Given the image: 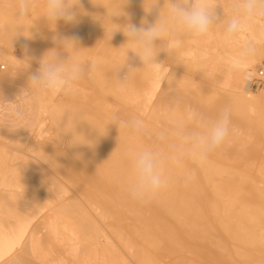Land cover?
<instances>
[{"label":"bare ground","instance_id":"1","mask_svg":"<svg viewBox=\"0 0 264 264\" xmlns=\"http://www.w3.org/2000/svg\"><path fill=\"white\" fill-rule=\"evenodd\" d=\"M1 2L0 26L12 28L17 23L15 19L14 2L12 3L11 0H6V3L3 5H1ZM152 5L153 7L151 8ZM167 10V0H80L74 22H65L61 19L55 24L43 17L45 12L44 6L43 4H38L32 10L31 16L23 21L24 27L20 34L13 37L12 40L10 33L0 35V58L8 63L11 71L10 73L7 72L8 74L3 75L0 79V85L3 87L4 92H6L4 96L11 95L22 107L31 106V95L27 97L22 95V97H20L24 92V88L22 85H19L18 79L22 80L23 76H25L26 79L28 78L27 81L29 82L30 76L36 73L38 69L30 65L27 68L21 66L27 62L21 61L10 51L11 47L13 48L14 45H20L25 50L26 54L37 60H41L48 51L55 49L61 59H67L69 55H72L85 65H90L89 75L85 76L81 81L84 87H86V91L89 93L86 92L85 94V92H83V95L80 96L79 92L75 97L67 96V100H61L51 105L49 104V102H52L51 96L38 95L40 100L39 109H41L38 111V116L39 112L42 113V110L47 116L43 118V120L41 119L39 134L42 135L43 131L50 132L53 130L54 137H56L57 142L59 141L62 144L63 148L61 147L62 149L57 151L48 150L47 153L44 148V150H42L43 146L40 147L41 144H37V140L32 139L33 142L31 141V143L28 140L31 144V146H29L30 149L38 153L45 151L46 154L42 152V155L45 154V157L44 155L41 156L48 160L50 165L60 173L63 179L65 178L69 181L80 180L81 183L88 185L89 189L83 192L82 195L86 197L91 208H94L95 210H93L101 216V221L103 218V222H105L104 219L125 220L126 217H129L127 215L131 213L139 219L138 225L141 224L140 221L143 219L146 220L147 223L150 221V223L146 224V222L142 220V222H144L141 225L142 227L143 224L148 225V227L154 230V234L158 233L155 231L157 229H159L160 232L162 231L161 233L164 234L161 235H165L168 240L170 239L171 245L167 243L170 245L168 248L176 246L179 247V249L182 247L192 251L207 247L208 242L206 244L204 243L206 240H209V244L212 246L213 243H216L215 240L213 242L212 236L219 234L218 237L220 238V233L221 235L223 234L222 236L228 234L226 235L228 236L227 239L231 240L232 237L234 240L227 242L224 240L221 241L222 244H229L228 242L232 244L231 242H233L232 245H234L237 250L240 248L238 244L245 243L246 246L245 244H243L244 247L241 245L244 249L248 245L247 241L251 240L249 241L253 243L251 245L255 243L261 251V258L257 264H264V248L260 247L264 245V242L260 241L264 240L261 239V236L258 237V233H260L259 230L261 229L260 227L264 225V164L261 166L257 165L255 162V157L257 158V156L261 155V149L257 143L262 147V141L264 140L263 130H261L262 132H260V134L258 133L260 130H251V132L246 131V133H250V139L248 138L249 136L245 134L248 140L242 141L244 134L240 132L242 136H240L241 139H238L237 136L235 138L229 137L224 144L225 146L229 145V147H223L222 149H227V151H224L227 152L226 155L219 154V151L216 150V152L218 151L217 154L214 152L216 155L213 153V155H210L203 163L186 160L180 165H169L167 168L169 177L167 187L150 202H134L129 199L126 193V185L130 177L129 158L132 151L142 145L156 143V133L162 128L168 127V121L181 115L186 108L190 107L197 109L209 117L216 116L217 113L221 111V109L214 106L213 103L210 104L211 106L209 105L210 102H213V100L208 101L212 95H208L205 87L209 85L211 87V79L206 76V74L203 75L204 71L207 70L206 68L209 67L207 71H212L216 68L213 67L214 69L212 68V70H209L210 66L212 64L214 65L216 61L208 67L204 66L205 70L198 68L196 60L191 61V63L185 67V61L181 58L175 46H168V37H165L162 41H156L157 56L155 57V62L159 63V65L155 70H150L143 66L139 56L131 50H129L126 58L128 49L134 46L126 43L127 38L123 32L126 31L124 26L131 23L137 27H148L150 24H153V22H149L151 21L150 18H152V21L154 18L155 23L159 19L160 12L163 15V17L161 15L162 18H164L165 15L167 16ZM80 11L89 14L90 17L85 18L82 16L80 18ZM261 27L254 25L251 28V30L257 34L258 41H261L262 38ZM65 38H75V50L69 48L68 53L64 49L62 41ZM233 43L228 44L236 45ZM239 43L238 45H240ZM226 45L224 44L223 46L224 52H226L225 47H227V49L230 47ZM231 49L233 48H230L229 51H232ZM188 54H191V52ZM231 54L234 53L231 52ZM33 58H31V60ZM263 59L264 42H258L256 44V54L251 62L246 65L247 69H253L256 60L261 61ZM163 60L167 61L168 64L164 65L162 68L161 63ZM216 65L217 64L214 66ZM4 67H6V65H4ZM131 69L133 70L129 73L126 89L123 92L118 91L116 87V78L123 80ZM185 69L193 71L194 74L197 71L199 73V69H201L202 73L200 71V74L202 76L199 75L200 78H197L188 73L187 75L183 74V71H186ZM162 79H164L163 82L165 84H162ZM207 80L210 82L209 85ZM160 84H162L163 89L162 86L158 88ZM210 87L208 88L211 89L212 87ZM244 87L245 88H240L239 91L237 90L239 92L237 95L239 98L238 102H242L240 104H245L248 108L251 106L254 112H263V109V111L260 108H257L259 110H254L255 108L253 109V107H264V88L259 92H254L249 90L246 86ZM221 88L222 87L218 88L219 91L224 90H221ZM157 89H159L158 97V92L156 93ZM218 89H216V91H218ZM230 91L229 94L233 95L234 90L233 92ZM221 93L222 92L219 94ZM155 94L156 97H154ZM229 99H231V97ZM234 100L236 101V99ZM235 101L231 100V102ZM207 102L209 103L207 104ZM251 108H249V113L253 115L254 113L252 114L250 111ZM239 113H241L240 110ZM259 115H261L259 117L260 122H257L258 119H255L257 117L254 118V116L257 115L252 116L254 119L251 118L253 122L254 120L256 122L253 123L251 119L250 121L251 124H257L258 127L260 126V128H262L264 127V112ZM114 116H118L122 122L132 117L143 119L148 125L149 133L140 139H135L130 136L126 128L122 126L119 127L117 123L113 122ZM232 118L231 116V121L234 123L231 122V124H233V127H236V125L238 127L240 124H236L235 119L233 118L232 120ZM235 118H237V116ZM248 118L246 120L249 122ZM47 122L51 125L49 129L41 130L43 126L45 127ZM234 124L236 125L234 126ZM252 126L250 125L249 127ZM252 131L259 135L262 134V136H258ZM21 135L19 136L22 138L27 136L28 139H30L29 137H31L30 132L21 133ZM254 135L257 137L254 138ZM259 137L263 140H260ZM253 138L260 142H257ZM22 140L24 141V139ZM20 142L21 140H19V144ZM232 144H237L239 146L242 144L244 146L245 144L247 152H243L247 154V158L250 159L254 157L253 161H251L252 159H244L245 163L248 162L246 173L243 175L239 173L236 166L233 165V161H238V159H234L232 156L236 154L232 153L236 152L237 149H241V146L234 149L231 153L229 148H231ZM8 147L9 144L7 145L5 142H0V165H6L9 170V174L3 175L0 181V186L2 187L0 189V264H28L26 256L30 254L34 255L35 250L40 248L41 243L38 236H36L37 233L35 228H33V224L43 215L47 208L51 210L47 217H58L73 223L83 237H86L95 245L102 246L101 241L105 240L102 230L104 228L105 230L107 228H109V230L112 229H110L111 227L102 228L103 225L102 227L99 226L100 220L97 218L98 216L92 215L89 209L86 208V204L88 203H85L86 200L84 201L83 196L78 192H76V194H70V190L66 184H63V182L56 177H48L45 170L42 167L40 168L41 165L39 163L37 164L34 162L35 160H30V155L27 157L28 152L25 156L21 151L22 154L18 153L20 149H18L17 146L16 150L18 151L15 152H12L14 149L12 146L13 149L11 150ZM54 147L51 149H55ZM31 155L32 158L33 156L36 158V155ZM225 156H228L232 163H228V158L226 159ZM48 157L54 158L49 160ZM261 158L264 159L263 156ZM222 160L225 161L222 162ZM12 161L17 162L15 163L17 165L12 167ZM224 162H227V164H230L232 167L226 165V163L224 165ZM210 215L215 217V219L213 217L214 220L219 218L217 220L221 223V226L218 224L219 227L216 226L217 224L215 228L214 226L210 227H213V229L220 228L218 230L223 229L222 231H225L224 233L221 231L218 233L219 231L215 230L217 233L213 235V230L210 234L212 236L209 235V228L204 224V221L209 220L208 222H210L211 219H208L211 217ZM148 218L151 220H148ZM225 219H234L238 221V224L234 222L231 227L229 222V224L225 223ZM123 220L122 222L115 221L117 223H113V230H115V226H118L117 224L119 223H122V225H120L123 226V224H125ZM132 220L128 218L129 222L127 223H129V225L126 226L125 224V226H123L124 229L126 228L127 230L125 232L124 229L121 231L122 234L124 233L123 236L125 234L126 237L128 235L130 236L128 232L133 230L131 227L129 230L130 223H132V225L134 224ZM153 220H155V222H153ZM240 221L243 222L241 223ZM246 221L252 222L249 226L250 228L245 226L247 224ZM239 222L243 225L242 227H239ZM210 223L213 224V222ZM234 224L237 226L233 227ZM258 224L260 227L257 226ZM258 228L260 229L258 230ZM120 230H122V228H120L119 231ZM143 230L145 229H140L139 226L138 232H140V236L141 232H146ZM260 231L264 234V229ZM149 232L145 234L148 235ZM256 233V237L261 239H258V242H255L256 238L254 235H256ZM143 234L141 236L143 244L149 241L150 243L147 242V244L149 243L150 246H153L154 250L155 248L157 249L158 246V251L163 250V246L165 245L162 246V243H164V241H159L157 234H152V237L155 239H152L153 241L149 238L151 234H149V236H144V238ZM240 235H245L246 242ZM123 236H121V234L118 235L117 232V238ZM133 237L135 236L133 235L129 238V242L136 244L138 239L136 238V241L134 239V243ZM249 237H251V239H249ZM222 238H225V236L221 237V239ZM237 238H241L242 240L238 244L236 242L238 241ZM123 243L124 242H122V244ZM234 243H236L239 248H236V244ZM126 244L127 243H125V245ZM133 244L131 243L130 245ZM258 244H260V246ZM88 245L89 244H87V246ZM22 246H24L23 250L19 251L18 248L20 249ZM137 246L132 247L135 249ZM254 246H249V248H254ZM176 247H174V249ZM225 247L226 246H224V249H226ZM258 247L255 252L259 249ZM161 248L162 250H160ZM252 248L247 249V251L249 250V252H251L250 250H252ZM209 249V251H211L213 248ZM168 250L165 251L168 253ZM158 251L155 250V255L158 254ZM170 251L173 250L170 249ZM213 251L214 250L211 252ZM247 251L239 255L246 259ZM137 252L136 254L140 253L139 251ZM152 252L154 253V251ZM229 252L231 253V251ZM150 253L151 251H143V253L140 254L142 257L138 258L142 260H138L137 257L136 259L140 262L142 261V264H148L154 255ZM209 253L210 252H208V254ZM161 254L164 255V252H161ZM171 254L172 253H170V255ZM173 255H175V253H173ZM180 256H178L179 262L175 260L178 263L175 261L172 263L186 264V261L184 262L181 259L182 257L184 259V256H181L179 259ZM224 256H221L224 258V260H221L222 262L226 260ZM251 256L252 254L250 257ZM215 257L213 258L215 259ZM230 257L232 258L233 255ZM234 258L235 257L230 260L233 261ZM27 259L29 262H33L30 261L32 260L31 257H27ZM230 260L228 259V261Z\"/></svg>","mask_w":264,"mask_h":264},{"label":"rangeland","instance_id":"2","mask_svg":"<svg viewBox=\"0 0 264 264\" xmlns=\"http://www.w3.org/2000/svg\"><path fill=\"white\" fill-rule=\"evenodd\" d=\"M2 1V2H1ZM0 2L2 3L1 5H3V4H5L6 2V0H1ZM8 1V0H7ZM11 2L13 3L14 2V5H15V3H16V1H13V0H11ZM8 3V2H7ZM9 3H10V1H9ZM8 3V4H9ZM220 3H221V5L222 6H217V8L215 9V12H216V15H217V17H218V21L217 22H219L220 20H223V17H224V19L226 20L227 19V17L231 14V8H230V0H220ZM38 4H43V0H37V5ZM12 5V4H11ZM225 13H226V15H225ZM162 15V14H161ZM79 16H80V18L83 16V17H85V18H89L90 17V15L89 14H86V13H84V12H82V11H80V14H79ZM162 17H163V15H162ZM165 17H166V15H165ZM156 19V18H155ZM150 20L151 21H149V22H153L154 23V18H153V21H152V18H150ZM149 24V23H148ZM264 21H262V22H259V23H257V24H255L256 26H259V27H261L260 29H262L261 30V33H262V38H264V29H263V27H264ZM151 25V24H150ZM222 25V26H221ZM218 26H220V27H218ZM223 30H224V24L223 23H220V24H217V25H215L214 27H213V29H212V31L210 32V34L206 37V38H203V39H200V40H197V41H192L191 39H189V38H187V37H185V36H176V37H171V36H169L168 38H169V40H168V46H175V48L178 50V52H179V54H180V56H181V58L185 61L184 62V66L185 67H187L188 66V64H190L191 63V61H193V60H196V63H197V66H198V68H202L203 70H205L204 68L205 67H208L209 65H211L212 63H214L215 61V64H217L216 66H214L213 64L210 66V69L209 70H212V68L214 67H216L214 70H212V71H207L208 70V68H206L207 70H205L204 71V74L203 75H205L206 74V76H208V77H210V82H211V87L213 88H211L210 87V85H209V81H208V85L209 86H207V87H205L206 88V92L208 93V95H212V96H210L211 98L208 100V101H212L213 100V102H207V104L209 103V105L210 104H214V106H216V107H218L219 109H223L224 107H226V106H230L231 107V110H232V112H231V116L235 119V122H236V124H240L238 127H237V125L236 124H234V126L236 125V127H233V124H231V126H232V128L234 129V131L236 132H233L231 135H230V137L231 138H235L236 136L238 137V139H241V135H240V133L241 134H244V136H243V138H242V141L243 140H248V138L250 139V133L248 134V133H246V131L247 132H251V130H256V131H258V130H260V131H258V133L260 134V132H262L261 130H263V135H264V127H262V128H260V126L258 127L257 126V124L256 125H254L253 123L254 122H256L255 120H254V122L252 121V119H254L255 117H257V118H255V119H258L257 120V122H260L259 121V117L261 116V115H259V114H263V110H264V107L263 108H261L262 106H254L253 107V109L254 110H259V109H257V108H260L263 112H259V111H257V112H254V111H252V108H251V106H249V108H251L250 109V111L252 112V114L253 115H257V116H254V118H252V116L253 115H251V113H249V108H248V106H246L245 104H240V103H242V102H238V91H239V89L240 88H245L244 86H246L249 90H251V91H254V92H256V91H260L262 88H264V75L263 76H259L260 74H259V71L261 70V69H263L264 70V59L263 60H261V61H259V60H256V63H255V65H254V68L253 69H247V67L245 66L243 69H241V70H235V69H233L232 67H231V59L235 56V55H237L238 54V51H239V48H240V45H238V43L240 42V41H236V42H232L233 44H236V45H229L224 39H223ZM219 31H221V32H219ZM250 31H251V33H250ZM250 31H248V32H246L245 34H244V37H243V39H249V40H253V41H255L256 42V44L259 42H264L263 40L264 39H262L261 38V41H258V39H257V34L256 33H254L251 29H250ZM248 33V34H247ZM247 35V36H246ZM254 35H255V38H254ZM222 38V39H221ZM231 43V44H232ZM241 43V42H240ZM239 43V44H240ZM223 44V45H222ZM224 44L226 45V44H228V45H226V46H230V47H228L229 49H227V47H225V51L227 52H224V48H223V46H224ZM235 46V47H234ZM230 48H233V49H231L232 51H229L230 50ZM223 49V50H222ZM227 49V50H226ZM10 51L11 52H13L14 53V55L18 58V59H20L21 61H29V65L31 66V67H33V68H35V69H39V68H37V67H40V60H37V59H35V58H33V57H31L30 55H28V54H26L25 53V50L23 49V47H21L20 45H14L13 46V48L11 47V49H10ZM186 51H187V53H186ZM191 52V54H188V53H190ZM231 52L232 53H234V54H231ZM226 54V55H225ZM229 54V55H228ZM192 57V58H191ZM217 57V58H216ZM31 58H33L32 60H31ZM90 58V57H89ZM219 58V59H218ZM210 59V60H209ZM218 59V60H217ZM26 61V62H27ZM33 63H32V62ZM218 61V62H217ZM0 63L1 64H3V65H6V67L5 68H3V69H1L0 68V79L2 78V76L3 75H5V74H8V73H10L11 71H10V66L8 65V63H6L4 60H2L1 58H0ZM33 64V65H32ZM166 64H168V62L167 61H165V60H163L162 61V63H161V66H162V68H163V66L164 65H166ZM205 66V67H204ZM186 71H183V74H186L187 75V73L188 74H190V75H194V77H197V78H200V76H202L201 74H200V71H201V73H202V70L201 69H199V73H198V71L197 72H195V74H194V72L193 71H190V70H187V69H185ZM248 71H250L253 75H252V77H251V79H246L245 78V72H248ZM8 72V73H7ZM191 72V73H190ZM4 73V74H3ZM89 71L86 73V75L85 76H88L89 75ZM198 76H197V75ZM200 75V76H199ZM28 79V78H27ZM27 79H26V77L25 76H23V79L21 80V79H18V81H19V85H22L23 86V88H24V92L20 95V97H22V95H24L25 97H27V96H30L31 95V97H32V102H31V106H27V107H22V106H20L19 104H18V101L15 99V98H12V96L11 95H5L4 96V94L6 93V92H4V89H3V87L0 85V142H5L7 145L9 144V149L11 150V149H13V151L12 152H15V151H18V150H16V146H17V148L18 149H20L19 150V154H22L23 153V155L25 154V156H26V154H27V152H28V154H27V157H28V155H30V157H29V159L30 160H35L34 162H36L37 164L39 163L40 165V168L42 167L44 170H45V173H46V175L48 176V177H56V178H58L61 182H63V184H66V186L69 188V190H70V194H76V192H78L81 196H83V199H84V201H85V203H88L87 202V199H86V197L84 196V195H82V193L83 192H85L86 190H88L89 188V186L88 185H86V184H84V183H81V181L80 180H73V181H69V180H67V179H63V177L60 175V173L56 170V169H54L51 165H50V163L48 162V160L47 159H45L44 157H45V154H46V152L49 150H51V151H57V150H60V149H62L63 147H62V144L58 141L57 142V140H56V137H54V135H53V130L52 131H50V132H46V131H43V133H42V135H40L39 134V126L41 125V121L43 120V118H46L47 116L45 115V112L43 113V110L41 111L42 113H40L39 112V116H38V111H40L41 109H39V107H40V100H39V98H38V95L31 89V87L29 86V82L27 81ZM163 81H164V79H163ZM162 81V82H163ZM206 81V80H205ZM205 83V82H204ZM207 83V82H206ZM0 84H1V82H0ZM162 84H165L164 82L162 83ZM162 84H160V86L158 87V88H161V86H162ZM218 85V86H217ZM205 86H206V84H205ZM216 86V87H215ZM208 87H210L211 89H209ZM220 87H222L221 88V90H223V91H219V89L218 88H220ZM86 87H84V85H83V83L82 82H80V96L81 95H83V92H85V94H86V92H88V91H86V89H85ZM162 89H163V86H162ZM215 89V90H214ZM216 89H218V91H216ZM231 91H230V90ZM227 90H229L230 92H233V90H234V94L233 95H230L229 94V91H227ZM238 90V91H237ZM162 91V90H161ZM160 91V92H161ZM225 91V92H224ZM158 92V94H157V97H158V95H159V89H157V91H156V93ZM220 92H222L221 94H219ZM236 92V93H235ZM26 93V94H25ZM27 93H29V94H27ZM89 93V92H88ZM24 97V98H25ZM52 97V96H51ZM67 96H65V95H58V96H55V97H52V102H49V104L51 105V104H53V103H55V102H59V101H61V100H67L68 99V97L66 98ZM154 97H156V94H155V96ZM231 97V99H229ZM234 99H236V101L234 100ZM154 100H155V98H154ZM231 100L232 101H235V102H231ZM117 102V101H116ZM234 103H236V104H234ZM240 104V105H239ZM241 106V107H238V106ZM243 105V106H242ZM208 106V105H207ZM211 106V105H210ZM214 106H213V108H214ZM237 106V107H236ZM264 106V105H263ZM245 107H247V108H244ZM218 109V110H219ZM236 109H239L240 110V112L241 113H239V110H236ZM215 110H217V109H215ZM214 110V111H215ZM247 110H248V113H247ZM260 110V111H261ZM245 111V112H244ZM234 112V113H233ZM244 112V113H243ZM215 113V112H214ZM218 114V113H217ZM241 114V115H240ZM245 114H249L248 116L247 115H245ZM45 115V116H44ZM238 115H239V118H238ZM43 116V117H42ZM237 116V118H235ZM213 117H215V115L213 116ZM249 117V118H248ZM263 117H264V115H263ZM233 118H232V120H233ZM249 119V122L246 120V119ZM252 118V119H251ZM42 119V120H41ZM236 119H237V121H236ZM250 119H251V121L253 122L252 124H251V121H250ZM239 120V121H238ZM246 120V121H245ZM38 121V122H37ZM231 122H233V121H231ZM234 123V122H233ZM250 123V124H249ZM48 124V125H47ZM47 124H45V127L43 126L42 127V129L41 130H43V129H46V130H48L49 129V126H51V125H49V122H47ZM248 124H249V126L251 125H253L252 127H249L248 126ZM47 125V126H46ZM258 125H260V124H258ZM261 126H263V125H261ZM241 127H243V128H241ZM241 129V130H240ZM237 130V131H236ZM17 133V134H15V133ZM27 132H30L31 133V137H29L30 139H28V137L26 136H24L25 138H22V137H20L19 135H21V133H27ZM33 132V133H32ZM240 132V133H239ZM243 132H245V133H243ZM252 132H254V131H252ZM255 133V132H254ZM19 134V135H18ZM245 134L247 135V136H249L248 138H247V136H245ZM256 135H258V136H262V134L261 135H259V134H257V133H255ZM256 135H254L255 137L254 138H256L257 136ZM22 136V135H21ZM241 136V137H240ZM252 138V137H251ZM253 138V139H254ZM260 138V140L262 139L261 137H259ZM264 138V137H263ZM22 139H24V141L22 140ZM32 139H34V140H37V144H41L40 145V147L41 146H43L42 147V150H46V152H45V154H43L44 155V157H42L43 155H42V152L41 153H38V152H34V151H32L31 149H30V147L29 146H31V141L33 142V140ZM53 139V140H52ZM19 140H21V142H20V144H19ZM30 141V143H29V141ZM254 140H256L257 141V139H254ZM263 140V139H262ZM42 141V142H41ZM49 141H51V142H49ZM255 141V142H256ZM23 142H24V145H23ZM40 142V143H39ZM257 142H260L259 140L257 141ZM263 142V144H262V147H260V144L259 143H257L258 145H259V148L261 149V155L260 156H257V158L255 157V162H256V164L257 165H261V166H263V164H264V159L263 158H261L262 156L264 157V140L262 141ZM29 143V144H28ZM50 144V145H49ZM241 144V143H240ZM26 145H28V146H26ZM234 145V146H233ZM13 148H12V147ZM49 146H52V147H49ZM55 146V147H54ZM241 146V147H240ZM235 145V144H232V146H231V148H229L230 150H231V153H232V151H234V149H237V148H241L240 150L239 149H237V151L236 152H234V153H232V154H235V155H232L233 157H234V159H238V161L236 160H234V159H232V160H234L233 161V165L234 166H236V169H237V171L239 172V173H241L242 175L243 174H245L246 173V170H247V162L245 163V160H251V161H253V158L254 157H252V158H250V159H248L247 158V154L245 153V152H243V151H246L247 152V150L245 149L246 147H245V144H244V146H243V144L242 145ZM55 148V149H51V148ZM60 147V148H59ZM62 147V148H61ZM223 147L224 148H227V147H229V145H224V146H222V147H220L219 149H218V153L220 154H225L226 155V153L227 152H224V151H227V149L226 150H222L223 149ZM243 147V148H242ZM44 148V149H43ZM28 149V150H27ZM229 149H228V151H229ZM26 151V153H25V151ZM22 153H21V152ZM221 151V152H220ZM43 152V153H44ZM216 152V151H215ZM217 152H216V154H217ZM223 152V153H222ZM230 152V151H229ZM48 153V152H47ZM31 154H33V155H36L35 157L36 158H34V156H33V158L31 157L32 155ZM215 154V153H214ZM215 154V155H216ZM230 154V153H229ZM244 154H246V155H244ZM42 155V156H41ZM211 155H213V153L211 154ZM231 155V154H230ZM239 155V156H238ZM22 156V155H21ZM229 156V155H228ZM228 156H225L226 157V159L229 161H227L228 163H232L229 159V157ZM236 156H237V158H236ZM241 156V157H240ZM38 157V158H37ZM216 157V156H215ZM239 157H240V159H239ZM243 157V158H242ZM247 159H246V158ZM54 158V157H53ZM52 157H48V159L49 160H52L53 159ZM245 159V160H244ZM221 160V159H220ZM219 160V161H220ZM15 161H17V160H15ZM15 161H12L11 163V165H12V167H14V166H16L17 164H15V163H17V162H15ZM223 161H225V160H222V162ZM227 162H224L223 164L225 165V163H226V165H229L230 167H232L230 164H227ZM249 163H250V161H249ZM242 164V165H241ZM251 164H253V163H251ZM235 168V167H234ZM239 168V169H238ZM9 170L7 169V167H6V165H4V164H2V165H0V181H1V178H2V176L3 175H8L9 173ZM58 176V177H57ZM62 179V180H61ZM2 187L0 186V189H1ZM0 193H1V191H0ZM86 208L87 209H89V211L92 213V215H94V216H98L97 218L100 220L101 219V216H99L98 215V213L96 212V211H94L92 208H91V206L89 205V203L88 204H86ZM51 210H50V208H47L46 210H45V212L43 213V215L41 216V217H39L38 218V220L37 221H35L34 222V224H33V228H35V231H36V233H37V235L36 236H38V239L40 240V248L38 249V250H35V254L33 255V254H30V255H28V256H26V261H27V263L28 264H80L79 263V261L80 260H82L83 258H84V264L86 263V264H142L140 261H138V260H142L141 258L140 259H138L139 257H142V255H140V254H142L143 253V251L145 252H149V251H151V253L150 254H152L153 252L152 251H154V255H155V250H159V246L157 247V249L155 248V250H154V248H153V246H150V242L149 241H147V242H149L148 244H147V242L145 243V244H143L142 243V240H141V236H142V234L144 233V232H141V236H140V232H138L139 231V226H140V229H145V230H143V231H146L145 233H148L149 232V230H150V232H149V234H151L150 235V239L152 240V239H154L153 237H152V234L153 235H156L157 234V237L159 238V241L161 240L162 242L164 241V243H162V246L163 245H165V246H163L162 248H163V250H162V248L160 249V250H162V251H158V254H156L155 256L153 255L152 257V259H154V260H150V262H152V263H150V262H148V264L150 263V264H171L172 262H174L175 260H177L178 262L180 261V260H178V256H184V259H183V257L181 258V256L179 257V259L181 258L186 264H187V262H188V264H194L195 262V264H257L258 263V261L260 260V255H261V251H260V248L257 246V245H255V243H254V245H251V244H253V243H251V242H249V241H251V240H249V241H247V247H245L244 249L242 248V247H244L243 246V244H245V243H243V244H241L240 242L242 241L241 240V238H243V240H245V235H240L241 236V238H237L238 239V241H236L237 242V244L238 243H240V245L238 244V246L240 247H238L237 246V244L236 243H234V244H236V248H239V249H235V246L234 245H232L233 244V242H231L232 244H230V242H228L229 244H227V243H223L222 244V242L221 241H231V240H234V238H232L231 237V240H229V239H227V237L228 236H226V235H228V234H224V236H225V238H222L221 239V237H224V236H222L221 235V233H220V231L222 232V233H224L222 230L223 229H221V230H218V229H220V228H217V229H213V227H210V226H214V228H215V225L216 226H218V224L220 225L221 223H219L218 221L219 220H217V219H219V218H217L216 220H214L215 219V217H214V219H213V217H212V215H210L209 217L210 218H208V219H211V221L210 222H213V224L212 223H210V222H208L209 220H207V221H204V224L209 228V235L213 232V230H214V232H213V235L214 234H216L217 233V231H219L218 233H220V238L218 237V235L219 234H217V235H215V236H212V235H210V236H212V240H213V242H214V240H215V242L216 243H213L212 244V246L209 244V240L207 241L206 240V242H204L205 244L208 242V245H207V247H203V249L201 248V249H199V250H197V251H192V250H188V248H182V247H180V249H179V247H176V246H172L171 248H168V246L170 247V245H171V242L167 239V237L165 236V235H161V234H164V233H161L160 232V230L159 229H157V230H155L156 232H158V233H156V234H154V230H152V228L151 227H148V225H146V224H148V223H150V221L147 223V221L146 220H143V221H145L146 222V224H143V227L141 226L142 225V223H144V222H142V220L140 221L141 222V224H137V223H139V219H137L135 216H134V214L132 215L130 212H128V213H130V215H127V216H129V217H126V219H127V221H126V219L125 220H123L124 222H125V224H126V226L127 225H129V223H127V222H129L128 221V218H130L131 220L132 219H134V220H132V222H134V224L132 225V223H130L131 225L129 226V230L132 228L133 230L132 231H130V232H128L129 234H130V236L128 235L127 237H128V240H127V237H126V234L123 236V234L121 233V231H123V229H124V227L123 226H125V224H123V226H121L122 225V223H119V224H117L118 226H115V230H113L114 228L112 227V226H114V224H116L118 221L119 222H122V220H111V219H104V221L105 222H103V218H102V221L100 220L99 221V223H100V225L99 226H101L102 227V225H103V227L102 228H104V227H111L110 229H112V230H109V228H107L106 230H105V228L102 230L103 232V238H105V242L104 241H101V244H102V247L101 248H107V250L108 251H110L109 253L110 254H105V253H103V252H100L99 250H97V248L96 247H100V245H95L94 243H91V241L89 240V239H87L86 237H83V235H81L80 233H79V231L76 229V227L74 226V224L73 223H71V222H67L66 220H64V219H61V218H58V217H47L48 216V213L50 212ZM127 213V214H128ZM133 217H132V216ZM131 216V217H130ZM136 218V219H135ZM150 218H148V220H149ZM153 219V218H152ZM138 220V221H137ZM151 220V219H150ZM113 221V222H112ZM115 221H117V222H115ZM216 221V222H215ZM225 223L227 224L228 222L231 224V227H232V224L234 223V222H236L237 224H238V221H236V220H234V219H232V220H229V219H225ZM231 221V222H230ZM152 222V221H151ZM153 222H155V220H153ZM241 223L243 222V221H240ZM239 222V223H240ZM245 222V221H244ZM36 223V224H35ZM106 223V224H105ZM114 223V224H113ZM228 223V224H229ZM241 223H240V225H239V227H242L243 225H241ZM246 227L248 228L249 226H250V224L252 223H250V221H246ZM263 223V222H262ZM113 224V225H112ZM121 224V225H120ZM154 224V223H153ZM254 224V223H253ZM252 224V225H253ZM261 224V223H260ZM105 225V226H104ZM107 225V226H106ZM152 225V224H151ZM248 225V226H247ZM255 225V224H254ZM263 225V224H262ZM98 226V227H99ZM138 226V227H137ZM150 226V225H149ZM154 226V225H153ZM221 226V225H220ZM236 227L237 225L236 224H234L233 225V227ZM257 226H259V224L257 225ZM118 227V228H117ZM131 227V228H130ZM142 227V228H141ZM147 227H148V229H147ZM219 227V226H218ZM252 227V226H251ZM260 227V226H259ZM100 228V227H99ZM120 228H122V230H120L119 231V229ZM154 228V227H153ZM250 228V227H249ZM261 228V229H260ZM260 228H258V230L260 229V230H262L263 231V229H264V225H263V227L261 226ZM263 228V229H262ZM62 229V230H61ZM109 230V231H108ZM117 230V231H116ZM148 230V231H147ZM159 230V231H158ZM215 230H217V231H215ZM259 230V232L260 233H258L259 235H258V237H260L261 236V239L262 240H264V238H262V237H264V234L261 232ZM116 231V232H115ZM125 231H127L126 230V228L124 229V232ZM117 232H118V235H120L121 234V236H123V237H120V238H117ZM120 232V233H119ZM132 232H133V234H132ZM160 232V233H159ZM264 232V231H263ZM143 234V238H144V236H149V234L147 235V234ZM249 233H250V229H249ZM114 236H113V235ZM261 234V235H260ZM263 234V235H262ZM108 237H107V236ZM135 236V237H133V241H134V239H135V241H136V238L138 239L137 241H136V244L139 246H137L136 244H133V242H129V238L130 237H132V236ZM110 236V237H109ZM116 236V237H115ZM217 236V237H216ZM255 236V238H256V241L255 242H258L259 240H261L260 238H257L256 236H257V233H256V235H254ZM67 237V238H66ZM119 237V236H118ZM140 237V238H139ZM214 237H215V239H214ZM78 238V239H77ZM121 238H123V239H121ZM146 238H148V237H146ZM157 238V239H158ZM230 238V237H229ZM236 238V237H235ZM255 238H254V240H255ZM126 239V240H125ZM132 239V238H131ZM150 239H146V240H150ZM208 239H210V238H208ZM217 239V240H216ZM220 241H219V240ZM249 239H251V237H249ZM252 239H253V237H252ZM259 239V240H258ZM112 240V241H111ZM123 240V241H122ZM155 240V239H154ZM167 240V241H166ZM211 240V239H210ZM211 240V241H212ZM240 240V241H239ZM248 240V239H247ZM76 241V242H75ZM107 241H108V243H107ZM131 241V240H130ZM135 241H134V243H135ZM144 241H145V239H144ZM143 241V242H144ZM153 241V240H152ZM234 241V242H235ZM80 242V243H79ZM122 242H124L123 244H122ZM217 242H219V243H221V244H219V243H217ZM245 242H246V240H245ZM249 242V243H248ZM254 242V241H253ZM260 242H264V241H260ZM104 243V244H103ZM110 243V244H109ZM121 243V244H120ZM125 243H127L126 245H125ZM132 243L133 245H130V244ZM167 243H169L170 245H168ZM87 244H89L88 246H87ZM115 244V245H114ZM257 244V243H256ZM70 245V246H69ZM81 245H82V247H81ZM104 245V246H103ZM107 245V246H106ZM151 245H153V244H151ZM160 245V244H159ZM241 245H242V247H241ZM259 246H260V244H258ZM69 246V247H68ZM74 246H75V248H74ZM122 246H124V247H122ZM126 246V247H125ZM132 246H137V248H135V249H133L134 247H132ZM205 246V245H204ZM211 246V247H210ZM224 246H226L225 248L226 249H224ZM245 246H246V244H245ZM249 246H254V248H252V247H250V248H252V250H250L251 252H249V250L247 251V249H250L249 248ZM259 248V249H257V252H255L256 251V248L257 247ZM118 247V248H117ZM131 247H132V249H131ZM166 247V248H165ZM174 247H176L175 249H174ZM260 247H263L264 248V245H262V246H260ZM23 248H24V246H22L20 249L18 248V250L19 251H22L23 250ZM74 248V249H73ZM83 248V249H82ZM209 248H213V249H211V251L212 250H214L213 252H211V251H209L210 249ZM242 248V249H241ZM70 249V250H69ZM78 249H79V251H78ZM131 249V250H130ZM169 249V250H168ZM170 249L171 250H173V251H170ZM178 249V250H177ZM182 249V250H181ZM186 250V251H184V250ZM255 249V250H254ZM67 250V251H66ZM72 250V251H71ZM140 250H142V251H140ZM165 250H168V253L170 252V253H172L171 255H170V253L168 254ZM202 250H203V252H202ZM205 250V251H204ZM216 250V251H215ZM227 250V251H226ZM239 250V251H238ZM254 250V251H253ZM259 250V251H258ZM261 250H262V248H261ZM137 251H139L140 253L139 254H136V253H138ZM200 251H201V253H200ZM226 251V252H225ZM229 251H231V253L229 252ZM233 251V252H232ZM246 251L248 252L246 255H247V257H246V259L242 256L241 257V255H239V254H242L243 252L244 253H246ZM253 251V252H252ZM130 252H132V253H130ZM161 252H164V255L163 254H161ZM192 252V253H191ZM208 252H210L209 254H208ZM75 253V254H74ZM77 253V254H76ZM136 255H135V254ZM173 253H175V255H173ZM178 255H177V254ZM230 253V254H229ZM260 253V254H259ZM38 254V255H37ZM161 254V255H160ZM166 254V255H165ZM222 256H224L225 257V261L224 262H222L221 260H224V258L223 257H221L220 255ZM252 254V256L250 257V255ZM42 255V256H41ZM73 255V256H72ZM132 255H134V256H132ZM140 255V256H139ZM231 255H233V257H235L234 258V260L233 261H231L230 259H232L230 256ZM36 258V259H38V257H39V259L38 260H36L34 257ZM37 256V257H36ZM165 256V257H164ZM177 256V257H176ZM211 256V257H210ZM216 256V257H215ZM219 258H218V257ZM230 258H229V257ZM27 257L28 258H32V260H30V261H33V262H29L28 261V259H27ZM68 257V258H67ZM74 257V258H73ZM135 257V258H134ZM136 257H137V259H136ZM158 257V258H157ZM205 257V258H204ZM213 257H215V259L213 258ZM226 257H228V258H226ZM239 257V258H238ZM156 258V259H155ZM217 258V259H216ZM73 259V260H72ZM174 259V260H173ZM209 259V260H208ZM228 259L230 260V261H228ZM246 261H244V260ZM35 260V261H34ZM69 260V261H68ZM137 260V261H136ZM173 260V261H172ZM217 260V261H216ZM249 260H251V261H249ZM255 260V261H254ZM73 261V262H72ZM154 261V262H153ZM207 261V262H206ZM211 261V262H210ZM236 261H238V262H236ZM248 261V262H247ZM176 262V261H175ZM178 262H176V263H178ZM213 262V263H212ZM219 262V263H218ZM172 264H175V263H172Z\"/></svg>","mask_w":264,"mask_h":264},{"label":"clouds","instance_id":"3","mask_svg":"<svg viewBox=\"0 0 264 264\" xmlns=\"http://www.w3.org/2000/svg\"><path fill=\"white\" fill-rule=\"evenodd\" d=\"M79 4L80 0H43V17L55 24L61 19L74 22ZM218 5L222 6L220 0H167L166 17L162 18L160 12L159 19L148 27H137L131 23L124 26L126 43L134 46L128 49L126 58L131 50L139 56L143 66L155 70L159 65L155 62L156 41L169 36H185L197 41L206 38L215 25L223 23V39L228 43L241 42L238 54L231 59V67L243 69L256 54V42L243 37L255 24L264 21V0H230L231 14L219 22L215 12ZM36 6L37 0H16L17 23L12 28L0 26V35L10 33L12 40L20 34L23 21L31 16ZM62 44L68 53L69 48L76 49L75 38H65ZM39 63V69L29 78V86L39 96L52 97L78 95L80 82L91 67L72 55L61 59L55 49L48 51ZM21 66L27 68L29 62ZM132 70L123 80L116 78L118 91L126 89ZM252 75L250 71L245 72L246 79H251ZM231 112V107L226 106L215 117H209L197 109L186 108L181 115L168 121V127L156 133V143L142 145L132 151L129 158L130 177L126 185L129 199L137 203L155 199L169 183V165H180L186 160L205 162L233 133ZM113 122L126 128L135 139L149 133L146 122L137 117L122 122L114 116Z\"/></svg>","mask_w":264,"mask_h":264},{"label":"crops","instance_id":"4","mask_svg":"<svg viewBox=\"0 0 264 264\" xmlns=\"http://www.w3.org/2000/svg\"><path fill=\"white\" fill-rule=\"evenodd\" d=\"M101 247H102V246H100V247L98 246V247H96V248H97V250H99L100 252H103V253H105V254H106V253H107V254H110V253H109L110 251H108L107 248H105V247H104V248H101ZM83 261H84V258H83L82 260H80L79 263H80V264H84ZM85 264H86V263H85Z\"/></svg>","mask_w":264,"mask_h":264},{"label":"built area","instance_id":"5","mask_svg":"<svg viewBox=\"0 0 264 264\" xmlns=\"http://www.w3.org/2000/svg\"><path fill=\"white\" fill-rule=\"evenodd\" d=\"M0 68L3 69V68H5V67H4L3 64L0 63ZM259 74H260V76H263V75H264V70L261 69V70L259 71Z\"/></svg>","mask_w":264,"mask_h":264}]
</instances>
